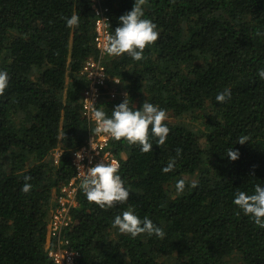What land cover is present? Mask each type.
I'll return each mask as SVG.
<instances>
[{"label": "trees", "instance_id": "obj_1", "mask_svg": "<svg viewBox=\"0 0 264 264\" xmlns=\"http://www.w3.org/2000/svg\"><path fill=\"white\" fill-rule=\"evenodd\" d=\"M133 4L109 0L111 33ZM144 10L158 39L140 61L104 60L125 97L101 109L110 116L125 98L137 109L147 100L193 125L166 120L165 144L153 140L148 153L116 141L128 200L101 209L80 191L63 239L77 264H264V229L233 203L238 191L264 185V0H146ZM73 13L80 20L70 28ZM93 35L89 0H0V69L10 77L0 94V264H53L52 200L88 133L80 70L96 54ZM225 88L231 97L220 104L215 97ZM230 147L239 152L235 161L226 157ZM173 159V171L163 173ZM126 210L164 236L119 232L113 221Z\"/></svg>", "mask_w": 264, "mask_h": 264}, {"label": "clouds", "instance_id": "obj_2", "mask_svg": "<svg viewBox=\"0 0 264 264\" xmlns=\"http://www.w3.org/2000/svg\"><path fill=\"white\" fill-rule=\"evenodd\" d=\"M146 0H134L130 11L119 17V26L107 37L104 43V53L110 57H119L127 54L133 60L140 61L144 58V50L150 48L158 39L157 26L150 19L145 17L144 5ZM80 16L73 13L66 18L68 27L78 26ZM258 76L264 80V68L258 70ZM9 74L6 70L0 69V94L8 87ZM231 97V90L225 88L217 93L215 99L223 104ZM91 118L96 122L95 133L102 134L114 141L122 139L129 144L137 145L142 153H148L153 148L152 141L157 146L164 145L170 129L165 123L167 113L164 108L159 107L147 100L137 109L129 106L126 98L107 115L100 108H94ZM245 143L244 138L239 144ZM181 154V149H176V155ZM226 157L232 161L239 158L238 150L230 147ZM175 160H170L162 168L163 173L173 171ZM25 183L22 191L27 193L32 188L30 175L23 177ZM80 187L89 202H93L101 209L112 208L117 203H124L128 200L129 190L125 186L121 175L115 164L106 163L102 160L93 167L83 172ZM185 181L180 179L176 182L177 194L183 193ZM233 203L255 225L264 229V185L256 184L254 191L249 194L245 191H238ZM114 226L123 234H128L135 239L141 234L164 236L163 229L154 224L148 217L141 219L132 210L123 211L115 216Z\"/></svg>", "mask_w": 264, "mask_h": 264}, {"label": "built area", "instance_id": "obj_3", "mask_svg": "<svg viewBox=\"0 0 264 264\" xmlns=\"http://www.w3.org/2000/svg\"><path fill=\"white\" fill-rule=\"evenodd\" d=\"M89 8L93 17V47L96 54L88 57L80 70V75L88 82L80 98L81 113L87 123L88 133L84 142L71 151L73 175L53 199L49 226L56 247L47 253L53 264H77L78 252L67 247L62 235L70 223L71 209L78 206L77 196L82 191L80 184L83 172L102 160L115 164L118 170L121 165L120 155L115 149L116 141L95 133L96 122L91 118L94 108L101 109L103 102L125 97L121 80L108 75L104 61L108 57L104 53V43L111 34L109 0H89Z\"/></svg>", "mask_w": 264, "mask_h": 264}, {"label": "rangeland", "instance_id": "obj_4", "mask_svg": "<svg viewBox=\"0 0 264 264\" xmlns=\"http://www.w3.org/2000/svg\"><path fill=\"white\" fill-rule=\"evenodd\" d=\"M106 59H107V57H106ZM167 121H170L172 123L185 122L188 125H193L192 122L190 121V116L182 119V118H176V117H172L170 115H167ZM60 154H61V152H57L55 154L53 153V158L56 159ZM123 157H124V153H121L120 158H123ZM52 202H53V200H52ZM228 264H239V263H238V261L230 259L228 261Z\"/></svg>", "mask_w": 264, "mask_h": 264}]
</instances>
